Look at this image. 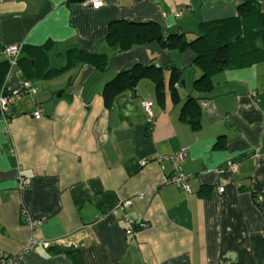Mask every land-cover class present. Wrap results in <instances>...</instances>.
Returning <instances> with one entry per match:
<instances>
[{"label":"crops","instance_id":"1","mask_svg":"<svg viewBox=\"0 0 264 264\" xmlns=\"http://www.w3.org/2000/svg\"><path fill=\"white\" fill-rule=\"evenodd\" d=\"M83 1L0 0V47L49 44V68L56 69L73 48L109 58L105 71L80 64L29 79L37 93L19 97L9 118L0 119V259L74 264L58 251L73 245L81 264H264V60L215 75L212 92L198 94L193 85L201 72L190 51L152 42L119 52L107 43L115 21L154 22L165 36L192 41L201 23L234 17L244 0H100L99 9ZM136 64L182 69L179 100L166 71L164 97L143 79L106 105V85ZM189 96L201 107L198 130L180 116ZM141 100L153 101V122ZM38 108L43 116L35 118ZM183 149L179 164L190 193L168 183L174 169L165 158ZM20 175L31 181L23 190ZM128 200L127 215L148 224L134 234L123 214L112 215ZM23 211L44 223L30 229ZM30 239L51 247L25 251Z\"/></svg>","mask_w":264,"mask_h":264},{"label":"trees","instance_id":"2","mask_svg":"<svg viewBox=\"0 0 264 264\" xmlns=\"http://www.w3.org/2000/svg\"><path fill=\"white\" fill-rule=\"evenodd\" d=\"M264 0H244L237 6V14L227 19L203 22L198 27V35L188 41L185 34L165 36L161 26L154 22L134 23L115 21L109 27L107 43L122 52L135 46H146L158 42L164 50L183 53L190 51L193 56L192 66L201 72L193 88L198 94H209L213 90L212 78L226 70L251 66L264 60ZM23 48L27 57H20L19 67L23 79H49L58 76L80 64H92L96 69L105 71L109 67V58L105 54L89 53L81 48L67 51V60L61 68H49L47 48ZM34 63H33V61ZM26 62V63H25ZM24 63L26 64L24 66ZM22 67V68H21ZM10 65L7 60L0 62V94L5 85ZM169 73L168 87L174 102L179 100L178 87L183 81V70L175 66H143L136 64L131 69L120 72L110 81L103 96L106 105L116 96L127 91H134L143 79L151 80L159 97H164L165 72ZM201 107L197 98L189 96L181 110V119L192 129L201 126ZM3 115L0 110V119ZM9 118V113L6 119ZM58 251L70 256L74 264H81L77 250L60 247Z\"/></svg>","mask_w":264,"mask_h":264},{"label":"built area","instance_id":"3","mask_svg":"<svg viewBox=\"0 0 264 264\" xmlns=\"http://www.w3.org/2000/svg\"><path fill=\"white\" fill-rule=\"evenodd\" d=\"M83 4L85 6H91L94 9H99L102 7L103 2L100 0H84ZM182 13L178 12L176 14L177 17L181 16ZM22 46L20 45H8L4 47H0V57H3L5 60L9 62L10 70L5 82V85L0 94V110L3 115V119H6L8 113L12 106L15 104L16 100L23 95H35L37 93L36 88L32 84L30 80L21 78L15 86L10 84L9 78L13 75L19 74L21 72L19 70V59L22 55ZM141 106L145 110L148 115V121L153 122L154 114H153V106L154 103L152 100H141ZM33 116L35 118H40L43 116V109L38 108ZM186 149H183L179 154L171 157H167L168 161L173 164L174 173L168 179L169 184H176L180 186L181 189L186 191L187 193L191 192L189 186V175L185 174L179 164L180 161L185 157ZM147 162L142 161V165H145ZM239 163L237 161H232L229 163V169L233 172H236L238 169ZM31 184L29 178H26L22 175L18 177L17 188L18 190H23ZM219 192L223 193L224 188L220 187ZM262 199L263 197H259ZM132 206V201H124L120 203L118 208L112 213L114 217H117L119 214H123L124 221L128 224L127 233L134 234L139 229H143L148 227V224L143 221H137L136 218L127 215L126 211ZM23 216L25 218V224L32 230L40 227L44 223V219H34L32 218L26 211H23ZM39 244H42L46 248L51 247V243L47 241H37L30 239L25 245V251L34 250ZM54 245H64V242L57 241V243H53ZM0 264H24L22 256H6L0 259Z\"/></svg>","mask_w":264,"mask_h":264},{"label":"water","instance_id":"4","mask_svg":"<svg viewBox=\"0 0 264 264\" xmlns=\"http://www.w3.org/2000/svg\"><path fill=\"white\" fill-rule=\"evenodd\" d=\"M182 84H183V82H182ZM74 248H75V246L72 245V246H69V247H68V250H72V249H74Z\"/></svg>","mask_w":264,"mask_h":264},{"label":"bare ground","instance_id":"5","mask_svg":"<svg viewBox=\"0 0 264 264\" xmlns=\"http://www.w3.org/2000/svg\"><path fill=\"white\" fill-rule=\"evenodd\" d=\"M46 220V219H45Z\"/></svg>","mask_w":264,"mask_h":264}]
</instances>
